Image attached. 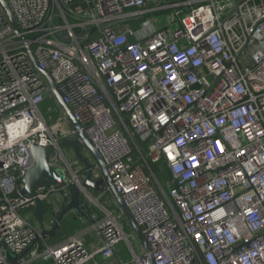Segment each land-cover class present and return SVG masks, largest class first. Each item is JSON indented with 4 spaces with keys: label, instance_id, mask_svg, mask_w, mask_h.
<instances>
[{
    "label": "built area",
    "instance_id": "1",
    "mask_svg": "<svg viewBox=\"0 0 264 264\" xmlns=\"http://www.w3.org/2000/svg\"><path fill=\"white\" fill-rule=\"evenodd\" d=\"M6 1L109 165L156 264H264V0ZM157 12H168L167 21L137 37L136 20ZM48 97L0 3V264H86L127 240L126 214L108 182L100 191L112 209L82 186L86 165L58 146L79 132L60 109L64 139L54 136L41 111ZM32 142L54 144L51 164L103 213L88 211L104 238L100 249L42 235L37 200L51 210V228L69 192L56 185L21 194ZM84 151L96 181L101 167ZM134 261L151 264L146 255Z\"/></svg>",
    "mask_w": 264,
    "mask_h": 264
},
{
    "label": "water",
    "instance_id": "2",
    "mask_svg": "<svg viewBox=\"0 0 264 264\" xmlns=\"http://www.w3.org/2000/svg\"><path fill=\"white\" fill-rule=\"evenodd\" d=\"M1 5L3 6L7 17L9 18V21L14 29V31L18 34L19 38L23 40L26 44V48L30 54V57L37 68L44 77L46 78L49 88L52 92V95L54 99L57 101L59 106L65 111L67 116L69 117L70 121L72 122L73 126L78 130L79 132V138L75 139H65L58 143V146L60 148H70L74 152L75 156L82 161L87 169L88 173L86 177L82 181V186L89 189H96L100 190L101 186L105 181L108 182L110 185L114 195L116 196L117 200L119 201L121 207L123 208L127 218L129 219L130 223L132 224L133 228L136 230L138 235L140 236L144 247H145V255L149 256L151 260V264H156L155 257L151 251V247L149 243L146 240V237L141 229V227L136 222L133 214L131 213L129 207L126 205L122 194L118 191L116 188L113 178L109 172V165L105 161L104 157L100 153V151L97 149V147L94 145L92 140L89 138L88 134L86 133L83 124L76 119L74 116L73 110L70 108V106L63 100V97L60 93V90L58 88V85L54 81L51 74L40 68L37 59L35 57V54L33 52L32 46L26 41V37L24 34H22L15 16L10 9V6L6 0H0ZM82 145H85L87 149L94 155L95 159L98 161L103 177L100 179L94 181L92 179V166L89 162V160L81 153L80 147ZM56 146L52 143L48 145H39L38 143L32 142L31 148L29 150V155L26 158L24 162V166L27 168L24 177H23V183L24 188L21 191L22 195H35L36 191L40 187H51L56 185H65L69 192V199L68 202L61 208L57 220L54 224V227L51 230H45L44 228V214L46 212V206L41 200H37L36 206H35V217L39 223V225L42 227V235H49L53 234L58 230L62 219L71 211L76 210L79 212L82 216L87 218L88 220H91L89 217V214L87 213L85 207H84V200L81 194V189L79 186H74L71 184H68L65 175L61 174L50 162V157L52 153L54 152ZM33 245L30 246L23 255L28 254ZM8 258L11 260L12 263H17L19 256H13L12 254L8 255Z\"/></svg>",
    "mask_w": 264,
    "mask_h": 264
},
{
    "label": "crops",
    "instance_id": "3",
    "mask_svg": "<svg viewBox=\"0 0 264 264\" xmlns=\"http://www.w3.org/2000/svg\"><path fill=\"white\" fill-rule=\"evenodd\" d=\"M135 25L134 28L138 29L136 32L137 35V33L140 31V27L138 25L136 26ZM140 36L142 35H139L138 37ZM72 156L74 157V152L71 150V156L69 157L71 158ZM90 190L96 196L98 201L106 204L111 209L117 207L116 205H114L112 198L102 195V192L100 190H96V189H90ZM55 199L57 201L56 202L57 205L54 204L55 208L60 209V206L62 204L61 199L57 195H55ZM84 207L87 213L89 214L90 218L91 215L88 211L91 212L94 211L95 213L98 214V216H100V219L104 216L103 213H101L100 209L97 207V205L94 203H92L91 205L90 203H88L87 206L84 204ZM47 212L49 216H48V222L45 221L46 223L45 230L49 231L54 227L55 223L52 225L53 227L52 226L51 228L48 227L49 225H47V223H50V220L53 218L50 216H53V214L49 209L47 210ZM93 222L95 221L92 218L91 220H88L87 218L82 216L79 212L73 210L69 212L61 221L59 227L62 226L61 227L62 234H59L57 236L56 233H53V234L45 235L44 238L50 244H58L64 242L65 240H67L72 236H76L84 242L88 251L95 252L96 250L104 246V238L102 236L101 231L93 227ZM123 222L125 226V231L127 233V240H123L115 246V252L112 256L105 257L103 253H97L86 264H137L134 261L135 256L145 255L146 250L144 244L140 236L136 232V230L133 228L127 216ZM51 239L53 241H51ZM37 242H39V240ZM26 264H55V263L52 259L40 258V259L31 260Z\"/></svg>",
    "mask_w": 264,
    "mask_h": 264
},
{
    "label": "rangeland",
    "instance_id": "4",
    "mask_svg": "<svg viewBox=\"0 0 264 264\" xmlns=\"http://www.w3.org/2000/svg\"><path fill=\"white\" fill-rule=\"evenodd\" d=\"M167 16H168V12H157V13H153L152 16L149 18H141L139 20H136L137 25L140 27V31L137 33V37L139 35L145 36L147 34H150L153 31H155L158 26H163V24L167 21ZM142 36H140V37H142ZM41 111L44 114V116H45V118L49 124L50 130L51 131L53 130V132L58 131V129H60V126H61V124H60V121H61L60 120L61 119L60 110L58 111L55 108V106L53 105V103L46 99L41 104ZM63 150H64L65 154L68 155V157L71 156V150L72 149L64 148ZM83 155L87 156V151H84ZM165 176H167V174ZM48 216H49V214L46 211V213L44 215V219H46L47 222H48ZM47 225H49V223H47ZM61 227H59V229L56 230V232H55L57 236L59 234H62V231H61L62 228ZM51 241H53V240L51 239Z\"/></svg>",
    "mask_w": 264,
    "mask_h": 264
},
{
    "label": "trees",
    "instance_id": "5",
    "mask_svg": "<svg viewBox=\"0 0 264 264\" xmlns=\"http://www.w3.org/2000/svg\"><path fill=\"white\" fill-rule=\"evenodd\" d=\"M137 25V23L135 22L134 23V25ZM135 25V26H136ZM47 100H49V101H51L52 103H53V105L55 106V108L59 111L60 109H62L60 106H59V104L52 98V97H48V98H46ZM53 134H54V136L57 138V139H59V140H62V139H64V137H63V135L59 132V131H56V132H53ZM87 147L85 146V145H82L81 147H80V151H81V153L83 154V152H84V150L86 149ZM152 167H153V169L155 170V171H157L158 172V167H157V165H155V164H152Z\"/></svg>",
    "mask_w": 264,
    "mask_h": 264
}]
</instances>
